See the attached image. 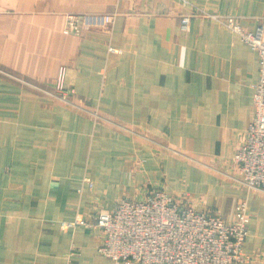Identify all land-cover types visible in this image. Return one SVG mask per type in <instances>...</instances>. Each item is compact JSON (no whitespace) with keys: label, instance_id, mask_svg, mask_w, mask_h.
<instances>
[{"label":"crops","instance_id":"crops-1","mask_svg":"<svg viewBox=\"0 0 264 264\" xmlns=\"http://www.w3.org/2000/svg\"><path fill=\"white\" fill-rule=\"evenodd\" d=\"M193 1L264 26V0ZM190 12L179 0H1L0 264H121L96 232L65 223L152 189L228 220L247 198L244 253L264 264V191L248 192L233 165L258 56L201 17L183 29ZM79 13L113 20L73 31Z\"/></svg>","mask_w":264,"mask_h":264},{"label":"built area","instance_id":"built-area-1","mask_svg":"<svg viewBox=\"0 0 264 264\" xmlns=\"http://www.w3.org/2000/svg\"><path fill=\"white\" fill-rule=\"evenodd\" d=\"M179 1L191 8L182 15L183 29L198 16L228 29L257 53L260 80L254 85L253 116L233 165L248 192L264 191V26L249 30L235 15L212 11L193 0ZM70 19V29L76 31L79 22L110 23L113 15L79 13L70 14ZM74 93L72 88L63 90L61 97L68 100ZM89 183L92 186V181ZM248 208L245 198L237 205L234 218L228 220L213 208H195L184 194L152 189L143 199L125 198L111 210L65 226L96 232L98 251L115 263L248 264L252 261L244 253L250 234Z\"/></svg>","mask_w":264,"mask_h":264},{"label":"rangeland","instance_id":"rangeland-1","mask_svg":"<svg viewBox=\"0 0 264 264\" xmlns=\"http://www.w3.org/2000/svg\"><path fill=\"white\" fill-rule=\"evenodd\" d=\"M240 203V202H239Z\"/></svg>","mask_w":264,"mask_h":264}]
</instances>
